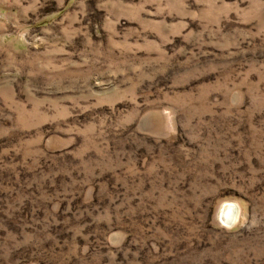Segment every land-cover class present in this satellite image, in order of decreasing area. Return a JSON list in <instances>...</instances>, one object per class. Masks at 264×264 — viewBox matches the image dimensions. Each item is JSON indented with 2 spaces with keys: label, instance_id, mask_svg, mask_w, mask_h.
<instances>
[{
  "label": "rangeland",
  "instance_id": "obj_1",
  "mask_svg": "<svg viewBox=\"0 0 264 264\" xmlns=\"http://www.w3.org/2000/svg\"><path fill=\"white\" fill-rule=\"evenodd\" d=\"M0 264H264V0H0Z\"/></svg>",
  "mask_w": 264,
  "mask_h": 264
},
{
  "label": "bare ground",
  "instance_id": "obj_2",
  "mask_svg": "<svg viewBox=\"0 0 264 264\" xmlns=\"http://www.w3.org/2000/svg\"><path fill=\"white\" fill-rule=\"evenodd\" d=\"M239 215V208L237 207V205L234 203H230L222 210L220 218L225 225L230 227L236 224L239 219Z\"/></svg>",
  "mask_w": 264,
  "mask_h": 264
}]
</instances>
